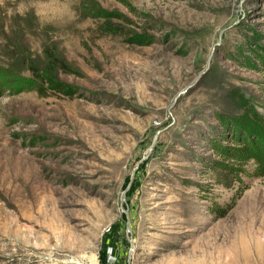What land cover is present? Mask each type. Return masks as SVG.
I'll return each mask as SVG.
<instances>
[{
	"label": "rangeland",
	"instance_id": "374dc122",
	"mask_svg": "<svg viewBox=\"0 0 264 264\" xmlns=\"http://www.w3.org/2000/svg\"><path fill=\"white\" fill-rule=\"evenodd\" d=\"M109 248L264 264V0H0V264Z\"/></svg>",
	"mask_w": 264,
	"mask_h": 264
},
{
	"label": "trees",
	"instance_id": "16d2710c",
	"mask_svg": "<svg viewBox=\"0 0 264 264\" xmlns=\"http://www.w3.org/2000/svg\"><path fill=\"white\" fill-rule=\"evenodd\" d=\"M229 144H223L222 141L214 140L212 142V150L223 158L222 162H218L216 167H224L229 163H233V167L245 164L249 159L260 157L261 148H256V143L247 141L244 138H229ZM258 153V154H256Z\"/></svg>",
	"mask_w": 264,
	"mask_h": 264
},
{
	"label": "built area",
	"instance_id": "2783aa9c",
	"mask_svg": "<svg viewBox=\"0 0 264 264\" xmlns=\"http://www.w3.org/2000/svg\"><path fill=\"white\" fill-rule=\"evenodd\" d=\"M110 231V228L106 230L107 233H109ZM109 249L110 252L108 251L106 253L105 260L99 264H121L119 258L113 253V250H111L112 248ZM125 264H132V258L131 260L129 259Z\"/></svg>",
	"mask_w": 264,
	"mask_h": 264
},
{
	"label": "bare ground",
	"instance_id": "6f19581e",
	"mask_svg": "<svg viewBox=\"0 0 264 264\" xmlns=\"http://www.w3.org/2000/svg\"><path fill=\"white\" fill-rule=\"evenodd\" d=\"M243 224V222H239V225L234 228V230L237 232V234H241V236L239 237V240L242 241V242H245L247 237H248V234L246 232H243L242 228H241V225ZM245 229H248V227H245Z\"/></svg>",
	"mask_w": 264,
	"mask_h": 264
},
{
	"label": "water",
	"instance_id": "95a60500",
	"mask_svg": "<svg viewBox=\"0 0 264 264\" xmlns=\"http://www.w3.org/2000/svg\"><path fill=\"white\" fill-rule=\"evenodd\" d=\"M125 195H126V192H124V194H123V200L125 199ZM130 260H131V258H129Z\"/></svg>",
	"mask_w": 264,
	"mask_h": 264
}]
</instances>
